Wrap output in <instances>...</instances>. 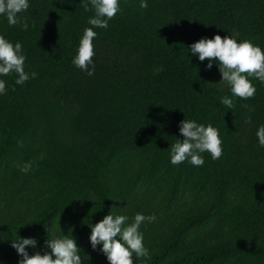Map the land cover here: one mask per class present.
<instances>
[{
  "label": "trees",
  "instance_id": "obj_1",
  "mask_svg": "<svg viewBox=\"0 0 264 264\" xmlns=\"http://www.w3.org/2000/svg\"><path fill=\"white\" fill-rule=\"evenodd\" d=\"M0 264H264V0H0Z\"/></svg>",
  "mask_w": 264,
  "mask_h": 264
}]
</instances>
